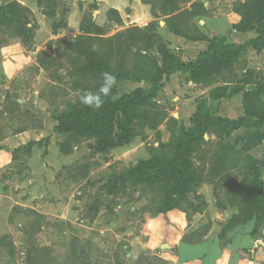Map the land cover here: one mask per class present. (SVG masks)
<instances>
[{
	"label": "rangeland",
	"instance_id": "1",
	"mask_svg": "<svg viewBox=\"0 0 264 264\" xmlns=\"http://www.w3.org/2000/svg\"><path fill=\"white\" fill-rule=\"evenodd\" d=\"M6 1L13 0H0V5ZM17 1L31 11L37 6V0ZM241 2L237 0L235 5ZM39 10L36 14L32 11L35 37L29 43L0 33V145L25 132L36 131L41 138L36 144L40 147H36L33 164L30 163L33 150L25 146L17 149L13 161L1 170V179L10 183L0 196V264H128L127 254L132 250L124 247L127 233L131 228L137 233L145 219L156 214L160 195L149 186L131 185L118 179L149 159L152 149L160 143H170L192 127L193 115L202 104L222 117L243 116L242 94L214 102L211 93L226 83L236 89L247 64L237 60L231 73L210 85L194 84L189 75L177 73L164 82L154 99L165 115L157 130L136 129L128 144L104 153L97 151L96 139L86 137L73 145L70 155H64L60 144L65 137L56 131L57 119L78 103L77 93H82L79 87L84 80L79 79L75 70L82 60L71 63L66 57L67 54L75 57L69 43L75 42L81 33L57 37L67 24L66 6L57 5L54 17ZM99 10L93 3L83 18L94 20L100 14H94L95 11ZM111 29L109 26L105 35L90 38L89 46L103 53ZM172 47L181 60L189 62L195 58L192 48L182 51L175 48L177 45ZM43 53L52 58L53 66H40L38 59ZM150 54L162 62L157 51ZM258 73L263 75L261 71ZM85 80L86 86L97 83L91 77ZM136 87L131 82H121L114 98L131 93ZM261 132L264 133V127ZM247 136L246 131H237L223 141L242 149V139ZM205 140L192 157L195 167L205 172L206 181L195 183L183 201L191 219L195 214L206 215L197 230L201 231L200 236L209 225L203 220L213 217L218 220L217 233H222L231 218L240 213L233 205L234 197L246 186L242 160L225 173L215 175L217 166H213L210 158L221 139L211 133L205 135ZM263 153L261 146L251 155L259 158ZM15 195L16 199H12ZM49 195L54 197L53 201L47 199ZM207 195L211 196V204L206 202ZM145 254L139 255L151 262L152 258Z\"/></svg>",
	"mask_w": 264,
	"mask_h": 264
},
{
	"label": "trees",
	"instance_id": "2",
	"mask_svg": "<svg viewBox=\"0 0 264 264\" xmlns=\"http://www.w3.org/2000/svg\"><path fill=\"white\" fill-rule=\"evenodd\" d=\"M57 1L37 0V6L44 15L54 17ZM143 2L152 7L155 21L146 27H131L111 36L105 41L103 53L93 50L88 43L94 35H105L108 30L87 17L83 18L80 26L81 36L69 43L70 52H74L75 57L67 54V59L71 63L82 60L75 68L79 79L84 80L79 87L82 93L97 92L104 72L114 75L116 84L99 109L87 107L79 100L58 117L56 131L65 137L60 144L62 154L70 155L73 145L86 137L96 139L97 151L104 153L128 144L136 135V129L157 130L165 115L154 99L166 80L181 73L189 75L194 84L210 85L231 73L239 56L248 48L257 52L264 49V0H246L234 6L241 20L233 25V30L257 34L255 39L243 45L231 42L226 36L210 39L206 35L198 24V20L208 14L202 2L192 3L189 8L187 5L191 0ZM31 15L32 11L17 0L3 2L0 5V33L23 44L29 43L35 37ZM162 18L174 35L192 41L207 40V50L193 61H182L159 33ZM108 20L120 23L115 11L108 13ZM152 51H157L162 62L151 56ZM38 60L43 68L54 64L45 53L40 54ZM89 77L96 80L94 86L85 85V79ZM121 82H131L137 87L115 99ZM229 84L213 89L212 100L219 102L242 94L243 116L237 119L222 117L202 104L193 115L192 127L183 130L170 143H160L152 149L149 159L139 162L118 181L153 188L160 195L156 214L185 210L183 201L193 185L206 181L205 172L195 167L192 156L201 143L207 142L205 135L215 133L221 139L215 146L216 153L210 158L213 166H217L215 175L225 173L242 160L246 177L245 188L238 192V197H234L233 205L239 208L240 213L231 218L220 237H225L237 227L252 225L250 236L264 240V153L259 158L251 155L253 150L264 146V133L261 132L264 127V76L249 70L238 78L236 89H231ZM242 130L248 133L247 138L242 139V149L223 141ZM34 145L36 143L30 142L27 147L32 149Z\"/></svg>",
	"mask_w": 264,
	"mask_h": 264
},
{
	"label": "crops",
	"instance_id": "3",
	"mask_svg": "<svg viewBox=\"0 0 264 264\" xmlns=\"http://www.w3.org/2000/svg\"><path fill=\"white\" fill-rule=\"evenodd\" d=\"M195 2H202L208 11L207 16L198 20V24L204 28L210 39L215 36H226L231 42L243 45L257 37L254 31L240 33L233 30V25L241 20V17L234 11L237 0H191L187 7L189 8ZM93 3L100 8L94 13H100L97 18L94 17V21L107 30L109 26H112L110 36L131 27H146L155 21L152 7L143 0H58V8L66 6L68 12L67 24L59 30L57 37L77 36L80 33L83 16ZM32 11L35 14L40 12L35 5ZM110 11L118 13L120 23L108 20ZM164 20L165 18L160 20L159 33L167 39L171 49L174 48L172 45H177L175 48L182 51L186 47L192 48L196 55L191 61L207 50L209 46L207 40L192 41L174 35L170 33ZM238 60H244L247 64L244 74L249 70H258L264 76V49L257 52L248 48ZM35 132L19 134L0 145V196L6 193L4 187L10 183L9 180L1 179V170L13 161L17 149L27 146L30 142L38 144L41 138ZM36 147L40 145L32 148L33 153L30 157L32 164L36 160ZM6 197L9 198V195ZM16 197L15 195L11 198L16 199ZM206 202L212 203L211 196L207 195ZM203 218H206V215L199 213L191 219L189 212L179 209L148 216L137 233L132 228L127 233L129 237L125 239L127 245L125 244L124 247L132 250L127 254L128 264H154L155 261L156 264H264V240L250 236L253 226L237 227L222 238L220 233H217L216 222L218 220L213 217L210 220H203L209 225L205 232H202L203 236H200L201 231L197 230L201 228L200 222ZM149 224L152 227H149ZM143 253L152 258V263L139 255Z\"/></svg>",
	"mask_w": 264,
	"mask_h": 264
},
{
	"label": "clouds",
	"instance_id": "4",
	"mask_svg": "<svg viewBox=\"0 0 264 264\" xmlns=\"http://www.w3.org/2000/svg\"><path fill=\"white\" fill-rule=\"evenodd\" d=\"M102 78V85L97 92L85 91L77 93L82 104L95 109H99L103 105L104 98L109 96L113 86L116 84V77L109 72H104ZM148 226L152 227L151 224Z\"/></svg>",
	"mask_w": 264,
	"mask_h": 264
},
{
	"label": "water",
	"instance_id": "5",
	"mask_svg": "<svg viewBox=\"0 0 264 264\" xmlns=\"http://www.w3.org/2000/svg\"><path fill=\"white\" fill-rule=\"evenodd\" d=\"M47 199H48L49 201H53V200H54V197H53L52 195H49V196L47 197Z\"/></svg>",
	"mask_w": 264,
	"mask_h": 264
}]
</instances>
